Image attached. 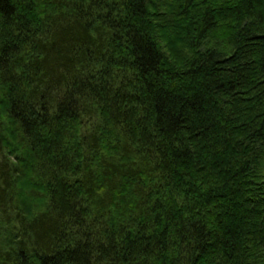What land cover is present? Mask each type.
<instances>
[{
	"label": "trees",
	"instance_id": "16d2710c",
	"mask_svg": "<svg viewBox=\"0 0 264 264\" xmlns=\"http://www.w3.org/2000/svg\"><path fill=\"white\" fill-rule=\"evenodd\" d=\"M0 264H264V0H0Z\"/></svg>",
	"mask_w": 264,
	"mask_h": 264
}]
</instances>
